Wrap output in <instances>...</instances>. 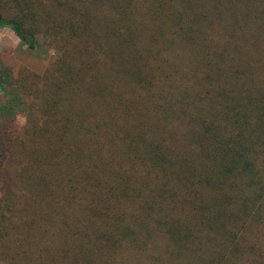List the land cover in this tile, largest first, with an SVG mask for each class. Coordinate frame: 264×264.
I'll return each mask as SVG.
<instances>
[{
    "label": "trees",
    "instance_id": "trees-1",
    "mask_svg": "<svg viewBox=\"0 0 264 264\" xmlns=\"http://www.w3.org/2000/svg\"><path fill=\"white\" fill-rule=\"evenodd\" d=\"M6 26L58 53L7 80L0 264H264V0H0Z\"/></svg>",
    "mask_w": 264,
    "mask_h": 264
},
{
    "label": "rangeland",
    "instance_id": "rangeland-1",
    "mask_svg": "<svg viewBox=\"0 0 264 264\" xmlns=\"http://www.w3.org/2000/svg\"><path fill=\"white\" fill-rule=\"evenodd\" d=\"M4 13L6 21H10L9 11L4 9ZM57 53V49L53 46L41 45L35 51L30 50L19 39L12 27L6 26L0 31V63L5 79L0 87V126L12 124L24 127L30 116L27 107L21 106L16 100L7 80H12L22 67H28L36 72L45 70Z\"/></svg>",
    "mask_w": 264,
    "mask_h": 264
},
{
    "label": "crops",
    "instance_id": "crops-1",
    "mask_svg": "<svg viewBox=\"0 0 264 264\" xmlns=\"http://www.w3.org/2000/svg\"><path fill=\"white\" fill-rule=\"evenodd\" d=\"M5 28H6V27L1 28L0 31H1L2 29H5Z\"/></svg>",
    "mask_w": 264,
    "mask_h": 264
}]
</instances>
